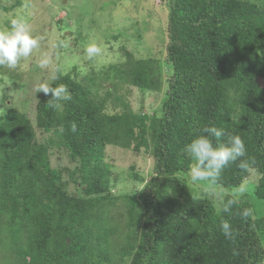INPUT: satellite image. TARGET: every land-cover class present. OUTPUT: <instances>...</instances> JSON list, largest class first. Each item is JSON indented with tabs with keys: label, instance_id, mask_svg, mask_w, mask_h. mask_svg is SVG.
I'll return each mask as SVG.
<instances>
[{
	"label": "trees",
	"instance_id": "1",
	"mask_svg": "<svg viewBox=\"0 0 264 264\" xmlns=\"http://www.w3.org/2000/svg\"><path fill=\"white\" fill-rule=\"evenodd\" d=\"M166 1L167 70L121 45L123 56L98 69L58 67L60 79L49 83L67 85L72 95L59 108L36 91L31 110L25 101L5 103L0 264H264V0ZM63 21L57 31H66ZM78 25L69 32L84 42L86 24ZM90 27L98 29V19ZM16 70L0 67V74L15 81ZM133 88L163 91L161 107L133 109ZM207 125L239 135L246 147L211 185L191 182L193 161L183 151ZM107 147L147 153L150 177L132 166L128 175L114 170ZM56 151L72 166H53ZM245 183L247 192L221 211ZM243 209L251 210L246 219ZM222 219L234 229L231 240L219 229Z\"/></svg>",
	"mask_w": 264,
	"mask_h": 264
},
{
	"label": "rangeland",
	"instance_id": "2",
	"mask_svg": "<svg viewBox=\"0 0 264 264\" xmlns=\"http://www.w3.org/2000/svg\"><path fill=\"white\" fill-rule=\"evenodd\" d=\"M0 2L8 6L14 4L16 0ZM22 2L21 6L9 11L0 8V30L7 28L11 19L23 17L27 20L33 35L40 38V48L34 51L31 57L19 62L15 68L17 69L15 81L10 80L11 75L0 74V114L5 103L12 100L25 101L29 109H33L37 100L35 93L37 86L49 82L56 68L60 67L65 72L73 65H77V69L82 73L89 71L91 67L98 69L123 56L120 51L121 45H126L129 49L135 48L136 57L160 60L162 68L164 70L167 68L163 62L165 24L168 17L166 0H22ZM84 13L86 14L81 16ZM91 13L95 15H90ZM95 18L98 19V29L91 30L90 25ZM61 20H64L60 23L61 28L66 30L64 32L57 31L55 26ZM78 24H86V29L82 31L84 42L76 41V35L69 32L75 30L74 28L78 29ZM63 34L66 36L65 40H62ZM117 34L119 39L115 41L112 37ZM132 35L135 37L126 40ZM59 42L63 44L60 45ZM90 43L97 44L101 49V53L92 59L87 58L85 53V47ZM54 44L58 46L53 47ZM44 53L49 54L52 63L47 68H40L38 60ZM163 95V91L142 93L133 88L127 99L133 109L143 106L151 113L161 107ZM106 157L117 172L128 175L133 167V171L139 175L146 179L150 177L152 158L145 152L135 153L128 149L107 147ZM51 164L72 166L66 154L58 151L52 155ZM124 178L120 184L122 188L129 184V177ZM201 186L202 184L195 185L198 193L203 191ZM211 193L217 196L218 192L212 189Z\"/></svg>",
	"mask_w": 264,
	"mask_h": 264
},
{
	"label": "clouds",
	"instance_id": "3",
	"mask_svg": "<svg viewBox=\"0 0 264 264\" xmlns=\"http://www.w3.org/2000/svg\"><path fill=\"white\" fill-rule=\"evenodd\" d=\"M59 44L62 45L63 42ZM57 46V44L53 45V47ZM39 48L40 38L30 31L27 20L23 17L13 18L7 28L0 30V67L15 69L22 59L31 57ZM85 53L87 58L92 59L101 53V49L97 44L90 43L86 45ZM51 63L48 53L42 54L38 60L40 68H47ZM58 72L59 68L50 76V81L60 79ZM36 92H42L46 96L50 94L48 106L53 109L59 108L61 102L72 100V95L65 84L53 87L49 82L40 83ZM71 130L76 131L75 124L72 125ZM222 138H226V142L222 141ZM183 151L193 161L189 168L191 182H206L210 185L217 182L223 169L246 155L245 143L239 135L227 134L223 128L214 125L203 126L199 134L194 135L184 145ZM240 166L249 170L246 162L241 163ZM247 190V183L238 186L233 193V198L223 204L221 211L229 212ZM240 215L246 219L251 215V210L243 209ZM219 229L226 239H233L234 229L229 220L222 219Z\"/></svg>",
	"mask_w": 264,
	"mask_h": 264
}]
</instances>
